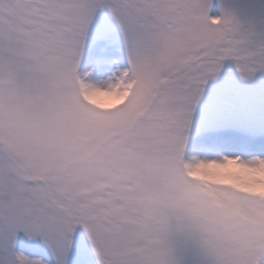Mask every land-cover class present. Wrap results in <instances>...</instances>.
I'll return each instance as SVG.
<instances>
[{
	"label": "snow or ice",
	"instance_id": "obj_1",
	"mask_svg": "<svg viewBox=\"0 0 264 264\" xmlns=\"http://www.w3.org/2000/svg\"><path fill=\"white\" fill-rule=\"evenodd\" d=\"M0 264H264V0H0Z\"/></svg>",
	"mask_w": 264,
	"mask_h": 264
}]
</instances>
